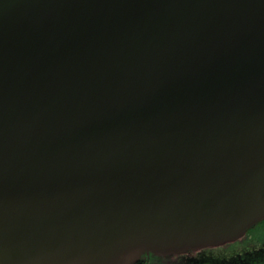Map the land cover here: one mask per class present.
<instances>
[{
  "label": "water",
  "instance_id": "obj_1",
  "mask_svg": "<svg viewBox=\"0 0 264 264\" xmlns=\"http://www.w3.org/2000/svg\"><path fill=\"white\" fill-rule=\"evenodd\" d=\"M264 219V0H0V264H139Z\"/></svg>",
  "mask_w": 264,
  "mask_h": 264
},
{
  "label": "flooded vegetation",
  "instance_id": "obj_2",
  "mask_svg": "<svg viewBox=\"0 0 264 264\" xmlns=\"http://www.w3.org/2000/svg\"><path fill=\"white\" fill-rule=\"evenodd\" d=\"M255 230H258V234H261L262 236L260 242L255 244H244L243 242L246 240L255 241L254 238L257 236L253 233ZM237 243H243L242 248L235 251L236 253L232 254L231 258H222L219 261L225 262L223 264H243L242 260L240 261L241 257L243 259H247L246 261H248V264H264V219L248 229L239 240L220 248H227L229 245H235ZM216 250H218V248L200 249L195 252H188L168 257H155L149 255L145 256L139 264H213L214 259H216L217 256L220 258L218 254L216 255Z\"/></svg>",
  "mask_w": 264,
  "mask_h": 264
},
{
  "label": "rangeland",
  "instance_id": "obj_3",
  "mask_svg": "<svg viewBox=\"0 0 264 264\" xmlns=\"http://www.w3.org/2000/svg\"><path fill=\"white\" fill-rule=\"evenodd\" d=\"M253 233L255 235H257L254 238L255 241L246 240L245 242H243L244 244H247V243L255 244V243H259L260 242L262 236H261V234L260 235L258 234V230H255ZM242 244L241 243H237L235 245L234 244L233 245H229L227 248H218V250H216L215 253H216V255L218 254L220 258H218V256H217L216 259H214L213 264L214 263L215 264H223V263H225V262H221L219 260L222 259V258H227V257L231 258L232 254L236 253L235 251H238L239 249L242 248ZM213 252H214V250H213ZM241 260H242L243 264H245V263L248 264V261H246L247 259H243V258L240 257V261ZM226 264H230V263H226Z\"/></svg>",
  "mask_w": 264,
  "mask_h": 264
}]
</instances>
